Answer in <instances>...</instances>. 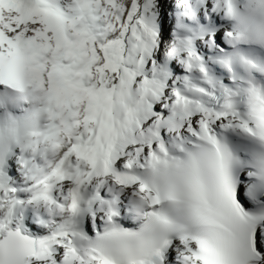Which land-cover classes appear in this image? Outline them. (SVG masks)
<instances>
[{"label": "snow or ice", "instance_id": "snow-or-ice-1", "mask_svg": "<svg viewBox=\"0 0 264 264\" xmlns=\"http://www.w3.org/2000/svg\"><path fill=\"white\" fill-rule=\"evenodd\" d=\"M0 264H264V0H0Z\"/></svg>", "mask_w": 264, "mask_h": 264}]
</instances>
